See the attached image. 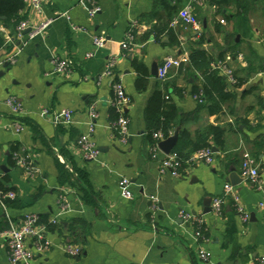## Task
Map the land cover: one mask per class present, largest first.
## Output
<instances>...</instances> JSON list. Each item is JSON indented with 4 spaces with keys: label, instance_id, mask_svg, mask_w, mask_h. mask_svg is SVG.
<instances>
[{
    "label": "crops",
    "instance_id": "0c3cea01",
    "mask_svg": "<svg viewBox=\"0 0 264 264\" xmlns=\"http://www.w3.org/2000/svg\"><path fill=\"white\" fill-rule=\"evenodd\" d=\"M187 1L94 0L98 11L90 17L89 4L43 0L40 15L26 7L19 14V22L34 27L49 21L33 36L19 37V22L0 23V167L7 169L0 170V180L16 194L13 205H0V264H10L4 232L26 214L55 226L47 229L51 245L36 254V264H257L264 257V208L258 206L264 197V0H201L194 8L197 32L179 20ZM59 13H67L70 23L84 31L73 30ZM169 30L178 45L170 43ZM130 31L133 46L125 51L120 45ZM92 36L104 39L102 47L93 46ZM192 50L213 59L210 68L234 96L215 114L209 111L211 103L199 102L192 94L203 83L202 72L189 66ZM55 58L72 61L73 68L68 74L46 77ZM112 58L115 79L131 100L124 144L110 127L116 118L110 105L112 80L102 76ZM166 58L186 62L160 81L151 75L152 68ZM133 61L147 72L142 91L136 88ZM218 63L232 72L235 84L212 67ZM156 92L177 112L168 137L177 133L179 138L186 131L194 140L209 126L226 130L222 147L212 146L218 150L212 165L184 163L178 177L159 173L145 120ZM7 97L22 104L25 116L9 112L3 104ZM90 106L97 113L91 138L99 155L86 161L76 143L88 130ZM42 109H69L72 123L54 126L49 117L41 116ZM16 119L23 125L20 133L11 128ZM204 141L211 143V136ZM15 145L31 159L32 175L10 165L9 152ZM245 154L256 162L260 190L239 175ZM231 173L238 176V184H232ZM121 178L130 182V200L121 195ZM226 185L233 187L249 214L246 224L230 203L220 215L211 212L212 200L223 195ZM152 199L158 208L153 222ZM206 208L210 211L204 213ZM180 211L203 220V241L195 238V226L183 223ZM68 245L78 247L79 254L67 255ZM199 250L210 253L208 261L199 259Z\"/></svg>",
    "mask_w": 264,
    "mask_h": 264
},
{
    "label": "built area",
    "instance_id": "2783aa9c",
    "mask_svg": "<svg viewBox=\"0 0 264 264\" xmlns=\"http://www.w3.org/2000/svg\"><path fill=\"white\" fill-rule=\"evenodd\" d=\"M79 4H89L91 8L88 11L90 17L94 16L98 8L93 5L94 0H77ZM25 7L36 15H40L43 10V0H23ZM201 0H188L184 7L179 13V20L186 26L190 27L192 31L197 32L200 28L199 22L194 14V8L196 5H200ZM60 17H63L71 28L75 31L83 32L84 29L76 27L70 23V19L67 13H59ZM49 21L42 23L39 27H34L30 25L28 21H21L16 27V33L20 37L21 34L26 29H31L30 36H33L40 30H43L47 27ZM133 26L134 23H133ZM1 29V26H0ZM9 39L6 40L8 43ZM134 35L130 31L126 36V41L122 42L120 47L122 50L130 51L133 46ZM104 39L97 36H92L93 46L99 48L102 47ZM88 57H92L91 54ZM10 63L13 60H9ZM182 62H186V59H172L166 58L163 60L161 65L157 68V78L160 81H165L174 68H179ZM3 65V61L0 60V69ZM116 66V59L112 58L107 61L106 66L102 72V76L110 78L112 80V99L110 105L113 109V112L116 116L115 120L110 124L111 130L114 132L117 140L124 144L126 142L127 129L129 124V119L126 114V110L130 105V98L125 93V90L119 80L115 79L114 70ZM214 69L220 70L226 77L229 79L231 84H235L236 80L232 75V72L228 69H225L222 63L217 65H212ZM73 68V62L68 59H53V68L52 71L46 73L45 76L53 75H64L68 74ZM199 99V102L202 100ZM3 104L7 107L9 112L15 117L25 116L26 112L22 104L15 97H7ZM41 116L49 117L54 126L59 125H70L72 123L73 112L69 109H63L60 111H52L49 109H42L40 111ZM97 119V113L94 106L89 108V120L88 130L86 133L82 134L77 143V149L81 153V157L86 161L96 160L99 155V150L96 147L95 143L92 140V134L94 132V122ZM11 128L15 133H20L23 131V125L21 122L16 119L11 123ZM154 144L150 148V154L153 160H157L159 165V173L161 175L169 173L172 177H178L180 175V170L184 163L188 164H204L212 165L214 162V152L211 148H204L198 150L191 154L187 160L181 161L177 154L171 152L169 154H163L160 157L159 153L161 151L158 148V145L161 141L167 139L161 132H155L152 135ZM59 160L62 159L57 156ZM12 159L15 162V166L22 168L25 173L30 176L34 173L35 168L33 167L32 161L28 155H25L21 152H15L12 155ZM240 177L252 183L258 190L262 189L259 181V171L256 165L255 160L248 154H245L241 160ZM121 195L124 199H132V194L129 189L130 182L126 178H121L118 182ZM16 199V194L12 191H3L0 189V205L4 206V201H14ZM152 222L154 221V214L157 212V202L155 199H152ZM226 203H230L234 212L239 217L240 221L243 224H246L249 220V214L244 210L240 204L239 197L233 192V187L231 185H226L224 188L223 195L221 197L214 198L211 202V212L215 215H220L223 210V206ZM260 208H264V197L258 205ZM180 219L183 223L187 225L195 226L194 236L198 241H203L204 236L200 231V226H203V220L199 217L193 216L189 213L180 211ZM47 226L40 222V219L35 214H26L22 220L16 224L11 225L5 232L4 236L8 241L9 248V262L10 264H36L35 256L37 253L44 252L50 245L51 242L46 237ZM79 248L68 245L65 248V253L69 256H77L79 254ZM198 257L202 261H208L210 258V253L205 250L198 251ZM257 264H264V257L257 259Z\"/></svg>",
    "mask_w": 264,
    "mask_h": 264
},
{
    "label": "trees",
    "instance_id": "16d2710c",
    "mask_svg": "<svg viewBox=\"0 0 264 264\" xmlns=\"http://www.w3.org/2000/svg\"><path fill=\"white\" fill-rule=\"evenodd\" d=\"M25 5L23 0H0V23L6 25L12 23L16 25L20 21V12L24 9ZM3 18V19H2ZM170 43L178 45V42L174 38L172 31H168ZM3 44V39L0 37V46ZM213 63V59L209 57L202 50H192L189 54V66L195 71L202 72L203 83L200 87H195L192 94L198 95L200 100H205L211 103L209 108L210 113H217L221 110V106L225 101L231 100L234 96L231 92L227 91V86L223 78L217 75L216 71H213L210 67ZM133 68L138 74V80L136 82V88L139 91L145 89V78L147 76L144 66L133 61ZM177 117L176 109L173 105L169 104L162 95L161 92H156L149 102V105L145 112V120L147 124L148 137L151 144H154L152 135L155 132H161L165 137L169 136L171 130V123ZM226 130L215 126H209L206 128L202 135H197L196 139L192 140L186 131H181L177 143L172 152L176 153L181 161H185L188 157L201 149L212 148V146L221 148L224 143V135ZM211 136L212 142H205L204 138ZM19 147L13 146L9 152V163L15 166V162L12 159L13 153L17 152ZM62 171V167L60 168ZM77 179H75L76 181ZM0 189L3 191H12L13 189L6 188L0 180ZM14 201H4V204L13 205ZM47 229L53 231L55 226L48 225ZM200 231L204 233V225L200 226ZM204 235V234H203Z\"/></svg>",
    "mask_w": 264,
    "mask_h": 264
},
{
    "label": "water",
    "instance_id": "95a60500",
    "mask_svg": "<svg viewBox=\"0 0 264 264\" xmlns=\"http://www.w3.org/2000/svg\"><path fill=\"white\" fill-rule=\"evenodd\" d=\"M2 19H3V18H2ZM30 33H31V29L28 28V29H26L22 34H23V35H29ZM6 64H7V63H6ZM151 75H152L153 77H156V76H157V66H154V67L152 68ZM177 140H178L177 133H175L173 136H170V137H168L167 139L161 141V142L159 143V145H158V148H159V150H160L163 154H169V153H171V152L173 151V149H174V147H175V145H176V143H177ZM98 150H99V149H98ZM212 151H213L214 153H217V152H218V150H217L216 148H212ZM0 170L6 172L7 169H6L4 166H1V167H0ZM230 178H231V182H232L233 185H236V184L239 183L238 176H237L235 173H231V174H230ZM209 211H210V209L206 208V209L204 210V213H207V212H209Z\"/></svg>",
    "mask_w": 264,
    "mask_h": 264
},
{
    "label": "rangeland",
    "instance_id": "374dc122",
    "mask_svg": "<svg viewBox=\"0 0 264 264\" xmlns=\"http://www.w3.org/2000/svg\"><path fill=\"white\" fill-rule=\"evenodd\" d=\"M16 82V81H15Z\"/></svg>",
    "mask_w": 264,
    "mask_h": 264
}]
</instances>
